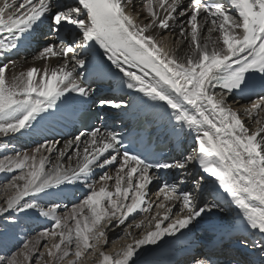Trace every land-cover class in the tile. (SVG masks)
Masks as SVG:
<instances>
[{"label": "snow or ice", "instance_id": "obj_1", "mask_svg": "<svg viewBox=\"0 0 264 264\" xmlns=\"http://www.w3.org/2000/svg\"><path fill=\"white\" fill-rule=\"evenodd\" d=\"M129 6L130 0H0V61L30 42L45 21L59 43L45 42L34 60L62 61L19 73L13 72L15 61L0 63V136L31 130L66 94L89 97L86 68L92 61L83 54L91 56L96 46L128 89L161 104L174 129L188 130L193 147L179 158H153L130 151L120 133L97 126L62 148L45 140L31 153L3 157L0 173L11 177L0 186V216L15 223L13 214L35 210L51 227L0 256V264H137L147 246L159 247L219 207L216 200L198 203L193 191L184 190L193 165L201 173L191 177L193 188L203 196L204 186L212 185L210 194L235 206L243 229L264 240V94H255L250 83L251 76L264 78V0H189L186 7L184 0H146L144 23ZM176 27V48L153 34ZM185 43L187 51L178 55ZM233 93L249 102L233 108ZM98 105L124 103L102 98ZM96 170L102 174L92 180ZM162 171L179 178L168 182ZM76 184L86 185L87 193L63 215L60 203L38 202L60 199L64 187ZM137 212L143 218L133 217L121 229ZM259 247L264 258V242Z\"/></svg>", "mask_w": 264, "mask_h": 264}, {"label": "bare ground", "instance_id": "obj_2", "mask_svg": "<svg viewBox=\"0 0 264 264\" xmlns=\"http://www.w3.org/2000/svg\"><path fill=\"white\" fill-rule=\"evenodd\" d=\"M19 2H22V0L18 1V3ZM188 2H189V0H184L185 7L187 6ZM132 9L133 8L129 7V11L132 12L133 11ZM143 11L146 13V10H144V7H143ZM134 13H136V15H137V12L133 11V13H132V15L135 17ZM233 14H235V13H233ZM176 24L178 25L179 21H177ZM40 31H42V29H40ZM38 32H39V30H38ZM38 32H36L35 35H37ZM159 33H160V31L153 30V34H155L157 36ZM52 34L53 33L51 31L46 29L44 31V35H43L44 37H43V39H41L42 42H48V43L56 44L54 42V37ZM174 34L176 37L179 38L178 27H176ZM214 35H215V33H214ZM37 39L40 40L39 38H37ZM164 41L169 47H171V44H169L170 42H168L167 39H165ZM44 46H45V44H44ZM42 47L43 46L39 47V50ZM34 49H35L36 55H37L39 52L38 46L33 48V50L31 51V54H30V51L29 52L28 51L27 52L22 51L23 55H25V57H27V58H20L19 62L16 63V68L13 69V72L19 73L20 71H23L22 67H25V66H27V68L35 66L38 69L43 70V67H44V66H42L43 63H47L49 67H53V66H56L57 64L62 62L58 58H50L47 61L34 60V57L36 56V55L32 54ZM186 51H187V43L183 44L178 49L177 54L183 56ZM92 53L93 54L91 56H88V54H83L85 57L89 58L92 61L87 65L86 70L91 71V73L94 74V78H99V79H103V80L109 79L110 83L107 84V86H106L108 89L116 90L117 92H120V93H127L129 98L130 97L133 98L132 104L124 103V106L121 108L130 110L132 108L138 107L139 110H143L144 112L149 113L151 115L152 119H154V121L157 124V130L168 131L169 135L173 136L172 139H173V141H175V146L179 145V147H180V151H181L180 156H181V154L187 155L191 151V148L193 147L192 136L188 134V130L184 129L183 131H180L179 129H174L172 124L169 123L168 114L164 110V107H162L161 104H159V103H153V102L149 101L147 99V97H145L138 90L128 89L126 87V78L123 76L122 73H120L113 66L108 70V72L106 71V73L105 72H95L94 73L90 69V67L92 65L102 64V63L107 64V62H109V61H107L106 57L103 56L102 50L96 46H94ZM30 58H32V59H30ZM24 70H26V69H24ZM8 74H7V76L9 78H11L12 72H9ZM137 74H139V73H137ZM116 81H118V83L115 85L114 82H116ZM86 87H88V86H86ZM98 87H102V85H100ZM91 89H92V92H91L89 97H80L76 93L66 94L67 99L62 98L61 101L58 102V107L56 109H52L49 111L53 115H55V114L59 115V114H62V111L65 109H70L71 107H78L79 104L82 102L81 101L82 99L90 101L91 99H93V97H94L93 93L96 90L94 88H91ZM129 98H128V100H129ZM234 101H239V103H235ZM248 102L249 101H242V99H239L234 93L229 99V103L232 104L233 108H240L243 104H247ZM105 108L109 111V113H114L116 120L123 121L124 117L122 118L120 116L121 114L119 113V110L121 108H109V107H105ZM42 117L43 118L38 119L34 124L36 125V123H42L41 125H43V124L50 125L51 122L56 119L55 118L53 120H49V119L46 120V118L48 117L47 114H42ZM242 118L245 120L246 125L252 126L251 121H249L246 117L242 116ZM21 132H23V130ZM56 133H57V131L55 133L52 132V136H53L54 140L58 141L59 142L58 144H61V145H64L68 140L73 139V137H74V136H71V137L67 138V136H64L62 134H58V136H57ZM17 134H19V133H17ZM13 135H15V134H11L9 137H11ZM0 137H3V136H0ZM9 137H6V138H9ZM28 146H30V145H24L23 144L20 147L22 149H24V148H29ZM57 147L62 148V147H60V145H57ZM70 153H71V150H69V154ZM51 159L53 161H55V153L51 154ZM66 162L68 163L67 157H65V159H64L65 164H67ZM110 170L114 171V168L110 169ZM187 171H189V173L191 174V177L195 176L197 179L200 177L201 173H200L198 166L193 165ZM100 174H102L101 171L96 170L95 174L92 176L91 179L94 180V177L96 175H100ZM84 186L87 187L86 185L77 184V185H75V188L78 187L79 191H87V188H83ZM73 187L74 186L72 185L71 189ZM150 188H151V192L153 194H155V192L157 190L156 184L153 183L150 186ZM63 189L64 190L68 189V186L64 187ZM184 190L193 191V194L197 196V202L198 203H200V202H205V203L212 202L213 196L211 197V194H210V192L212 191V185H210V184L204 186L203 196H201V193L199 190H195L193 188L192 180H191V183H188L187 186L184 187ZM61 196H62V194H61ZM69 196L73 199H76V196H74L72 194H70ZM45 198H47V197H45ZM39 199H41V198H39ZM151 199H155V195H153V197ZM38 202H39V200H38ZM216 202L218 203V201H216ZM229 206H230V208H225L221 204H219L218 208L213 209V211L211 213L205 215L202 219H199L198 222H194V224L190 225L188 229L181 230L180 232L176 233L174 237H165L166 243L161 244L159 247L151 246V245L147 246V248L145 250L141 251V253H140L141 259L137 262V264H145V262H146V264H171L172 261L175 260V258L181 259V260L184 258L186 261V262L184 261L185 262L184 264H189L187 262L189 259H193V258L203 259L202 258L204 256L203 254L207 253L205 251H210V250H213L218 255L219 253H221V251H223L224 248L219 249L217 247L216 243L219 242L220 240L225 239V238L233 237L234 236L233 234L237 230H243V232H245V233L249 232L250 237L252 239H254V242H256V243H254L256 251L251 253V254H254L257 257V259H258L256 261L257 263H260V260H262L261 262H264V258H262L260 256V247H259L260 243L264 242V240H262V238L259 236L258 233H253L250 230L245 231L243 229V226L240 223V219L238 216L237 209L235 208L234 205L229 204ZM176 210H178V208L174 209V211H176ZM143 215H144L143 213H139V212L133 213L128 218V220L125 222V225L121 226V229L123 227L127 226V224L131 223L133 217H135L136 220H140L143 218ZM119 231L120 230L110 231L109 232V239L110 240L115 239L117 232H119ZM132 231L134 234H137V235L140 232V230L135 229V228H133ZM120 234H122V232H120ZM232 241H234V240H232ZM233 243L238 244V245L240 244V243H235V242H233ZM231 244H229V246H231ZM108 247H109V249H107V250H110V245L107 246L106 248H108ZM193 262L194 261H192L191 264H193ZM226 262L227 261H224L223 263H217V264H225ZM87 264H91V262H87ZM174 264H176V262H174Z\"/></svg>", "mask_w": 264, "mask_h": 264}, {"label": "rangeland", "instance_id": "obj_3", "mask_svg": "<svg viewBox=\"0 0 264 264\" xmlns=\"http://www.w3.org/2000/svg\"><path fill=\"white\" fill-rule=\"evenodd\" d=\"M144 3H146V0H130L129 7L133 8L132 10L134 12H137V15L136 13L134 14H135V17L137 16L136 18H137L138 23L146 22L145 18L147 16V13L143 11ZM157 37L163 40L167 39L168 42H170L169 44H171V47L176 48V39L178 37L175 36L174 31L173 32L172 31H160ZM17 52L18 51H14L11 54L7 55L6 57H4L2 61H0V63H6L8 60H12L17 63L19 62L20 58H25V56L23 55L18 56ZM42 66L45 67V63H43ZM25 67H22V69L23 70L27 69V66ZM102 67H103V64L99 65V67L97 68V71H105L108 69L107 68L103 70ZM115 83H118V81H116ZM50 117L51 115L48 116V119ZM36 125L34 124L33 128L29 131L23 130V132H20L19 134L16 133L15 135L9 137L11 135L10 134L9 136H7L9 138L0 137V148H1L0 149V159H2L5 156H14L16 152H21V153H23L24 151L32 152V150L36 148L37 145L43 143L45 140H48V141L54 140L52 136V132L50 130L48 131V128L46 126L41 127L40 123H36ZM23 144L30 145L28 146L30 149L29 148L22 149L20 146ZM58 145H60V147L64 146L61 144H58ZM44 154L48 155L47 153H44ZM98 176L99 175H96L94 179L98 178ZM10 177H11V174L9 173H0V186H2L3 183L7 181V179H10ZM73 186L74 187L72 189H71L72 186L71 187L68 186V189L66 190L63 189L61 192L62 196L60 199L52 200L48 197L47 198L41 197V199H39V203H41L44 207H47L50 203H53V202L60 203L62 207L58 209V212L59 214L63 215L64 213L68 212L71 209L73 204L79 203V201L83 199L84 195L87 193V191H79L78 187H76L77 188L76 189L75 185ZM83 188H87V187L84 186ZM70 194L76 196V199L71 198L69 196ZM0 195H2V193H0ZM152 197L153 196H151V198ZM0 203H3L2 199H0ZM13 215H15V223L9 221L6 215L0 216V256L8 255L11 252L17 251L18 248L22 246L23 241L35 237L44 228L51 227V221L48 218L40 216L39 213H37L35 210H30L27 213H19V214H13ZM45 242L46 241H41V244H40L41 250H43V243ZM107 249H109V247L105 248V250ZM261 261L262 260H260V263L264 264V262H261Z\"/></svg>", "mask_w": 264, "mask_h": 264}]
</instances>
